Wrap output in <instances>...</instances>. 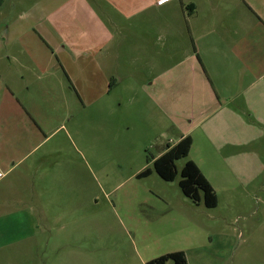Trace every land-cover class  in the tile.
<instances>
[{
  "label": "rangeland",
  "instance_id": "1",
  "mask_svg": "<svg viewBox=\"0 0 264 264\" xmlns=\"http://www.w3.org/2000/svg\"><path fill=\"white\" fill-rule=\"evenodd\" d=\"M105 2L3 0L0 5V24L11 19L14 34L22 33L15 26H34L44 37L46 43L37 39L36 50L45 55L42 80L51 78L53 93V116L44 122L50 136L28 161L26 175L44 198L10 199L12 210L26 202L31 219L26 228L14 227L21 222L16 214L0 220V264H147L178 250L187 254L188 264H264V122L251 116L243 128L236 124V133H244L227 140L235 148L233 161L214 155L217 168L206 173L217 193L216 207L185 197L179 181L188 158L176 161L174 181L163 180L149 161L189 126L179 105L177 83L184 76L167 77L165 88L166 80L155 77L151 85L149 75L129 59L123 62L130 68L116 70L114 59L108 63L97 50L88 77L83 73V54L95 52L87 47L108 38L98 23L105 26ZM23 34L38 36L33 30ZM47 113L43 108L44 121ZM42 155L40 167L30 162ZM146 168L152 174L138 178Z\"/></svg>",
  "mask_w": 264,
  "mask_h": 264
},
{
  "label": "crops",
  "instance_id": "2",
  "mask_svg": "<svg viewBox=\"0 0 264 264\" xmlns=\"http://www.w3.org/2000/svg\"><path fill=\"white\" fill-rule=\"evenodd\" d=\"M105 1L101 9L105 26L102 21L98 23L108 38L104 44L102 40L97 47H87L95 52L93 57L90 52L83 54V73L88 77L89 60L96 58L97 50L108 63L114 59L116 70L122 66L130 68L128 62H123L129 59L149 75L151 85L155 77L166 80L165 88L169 85L167 77L184 76L177 83L179 105L187 113L189 126L179 130V139L167 148L189 136L192 146L186 162L193 161L213 187L206 171L217 168L215 154L224 156L220 157L224 162L234 160L235 148L227 140L242 138L244 133H236V124L243 128L240 124L251 116L264 122V0ZM140 15H144L142 20ZM12 23L9 19L0 24L1 32L6 34L0 33V220L16 214L21 222L14 227L26 228L31 219L30 208L24 202L22 208L12 210L9 201L44 198L36 192V184L27 182L26 175L28 161L50 136V127L44 122L49 124L53 116L49 104L53 93L51 78L42 80L45 55L36 50L41 47L39 41L46 43L44 37L34 26H15L22 33L14 34ZM52 23L58 32L59 20ZM32 30L38 36L23 34ZM127 41L134 46L126 47ZM28 43L32 50H28ZM52 53L59 62V53ZM61 54L63 58L67 55L65 51ZM191 76L193 81H189ZM120 82V78L112 79L110 86ZM46 105L49 107H43ZM43 108L49 112L45 121ZM205 142L210 146L202 147ZM167 148L151 160L152 164ZM43 155L30 162L40 167L45 161Z\"/></svg>",
  "mask_w": 264,
  "mask_h": 264
},
{
  "label": "trees",
  "instance_id": "3",
  "mask_svg": "<svg viewBox=\"0 0 264 264\" xmlns=\"http://www.w3.org/2000/svg\"><path fill=\"white\" fill-rule=\"evenodd\" d=\"M3 0H0V5ZM192 146V139L183 137L175 145H169L166 152L156 158L153 162L154 171L165 181H174L178 176L176 161L186 158L189 155ZM151 161V160H149ZM152 174L150 168L137 175L138 178H144ZM181 180L179 185L186 197L194 203L203 201L207 208H214L218 204L217 193L203 175L199 167L188 160L180 171ZM172 260L174 264H188L186 255L182 251L168 253L159 258L149 261L147 264H167Z\"/></svg>",
  "mask_w": 264,
  "mask_h": 264
}]
</instances>
